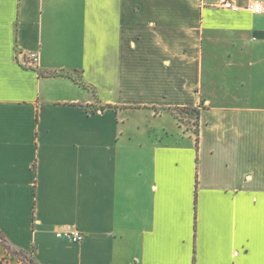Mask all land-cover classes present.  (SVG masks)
I'll use <instances>...</instances> for the list:
<instances>
[{"label":"crops","instance_id":"obj_1","mask_svg":"<svg viewBox=\"0 0 264 264\" xmlns=\"http://www.w3.org/2000/svg\"><path fill=\"white\" fill-rule=\"evenodd\" d=\"M214 1L0 0L13 247L40 264H264V0ZM184 106L199 134L162 110ZM0 264L26 263L0 242Z\"/></svg>","mask_w":264,"mask_h":264},{"label":"trees","instance_id":"obj_2","mask_svg":"<svg viewBox=\"0 0 264 264\" xmlns=\"http://www.w3.org/2000/svg\"><path fill=\"white\" fill-rule=\"evenodd\" d=\"M38 73L42 76H48V77L57 76V75H64L66 77H71L72 79L79 82L80 85L83 86L84 88L93 90V86L87 84L82 79V73L80 72V70H77L74 73H72V72L66 71L64 69L55 70V71L38 69ZM105 107H108V106H105ZM154 109L157 112H160V110H161V109H159V107H154ZM162 110L168 111L172 115H174L180 124L186 123L189 126L188 128H190V126H192L190 129H193V131L196 134H199V131H200V129H199L200 109L199 108H197V107L191 108L189 106H184V107H166V108H163ZM182 114L194 116L195 121L191 122V120L185 119L182 116ZM0 242L6 248V250L12 255V257L19 260L20 263L40 264L32 252H27L24 249L13 247L1 231H0Z\"/></svg>","mask_w":264,"mask_h":264},{"label":"built area","instance_id":"obj_3","mask_svg":"<svg viewBox=\"0 0 264 264\" xmlns=\"http://www.w3.org/2000/svg\"><path fill=\"white\" fill-rule=\"evenodd\" d=\"M213 6L225 8L226 10L248 9L258 14L263 11V5L261 4V2H258V0L249 2L247 6H243L239 2V0H215ZM26 57L29 63H32V65H36L38 61L37 52L32 51L30 53H27ZM55 232L59 238H66L68 240L74 241L75 243L82 242L85 238V233L73 226H58Z\"/></svg>","mask_w":264,"mask_h":264},{"label":"rangeland","instance_id":"obj_4","mask_svg":"<svg viewBox=\"0 0 264 264\" xmlns=\"http://www.w3.org/2000/svg\"><path fill=\"white\" fill-rule=\"evenodd\" d=\"M182 116H183L185 119H189V120H191V122H194V121H195V117H194V116H191V115H185V114H182Z\"/></svg>","mask_w":264,"mask_h":264}]
</instances>
